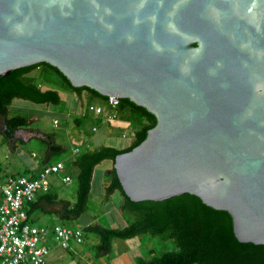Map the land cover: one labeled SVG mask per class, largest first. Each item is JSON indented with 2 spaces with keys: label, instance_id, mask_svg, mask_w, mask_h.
I'll return each instance as SVG.
<instances>
[{
  "label": "water",
  "instance_id": "obj_1",
  "mask_svg": "<svg viewBox=\"0 0 264 264\" xmlns=\"http://www.w3.org/2000/svg\"><path fill=\"white\" fill-rule=\"evenodd\" d=\"M41 63L154 116L112 165L131 202L193 195L264 245V0H0V78Z\"/></svg>",
  "mask_w": 264,
  "mask_h": 264
},
{
  "label": "trees",
  "instance_id": "obj_2",
  "mask_svg": "<svg viewBox=\"0 0 264 264\" xmlns=\"http://www.w3.org/2000/svg\"><path fill=\"white\" fill-rule=\"evenodd\" d=\"M37 69L39 71L36 76L30 75ZM47 85H57L79 97H90L103 102L107 99L86 87L73 88L57 69L45 63L17 69L11 71L7 77L0 78L2 143L10 152H15L18 141H25L15 138V134L20 130H30L32 135L29 138L36 137L44 145L42 160L37 162L34 170L27 172V175L32 176L50 164L52 155L64 152L65 148L56 142L54 134H44L32 129L31 117L9 116L8 107L15 99L37 105L58 104L59 92ZM79 122V119L74 121L75 124ZM155 123L154 116L144 108L134 105L128 99H120L117 120L110 124V128L130 130L133 136L130 144L122 148L102 145L83 153H79L77 149V153L73 154L67 163L62 162L64 165L62 171H65L63 176L68 175L70 182L72 179L76 181L74 201L71 203L59 199L57 190L51 185L48 191L39 194L34 202L25 207L28 221L30 223L35 221L32 216L36 213L55 216L62 226L64 223L79 219L88 208L94 168L104 160H110L113 165L115 157L138 146ZM96 125L102 126L99 121H96ZM1 172L0 167V185L8 177L25 176ZM106 174L108 183L104 189L105 198L119 192L122 196L120 210L131 215L134 220L122 228H109L92 222L84 225L83 235L91 233L98 239L97 244L93 246L97 257L109 254L113 240H127L148 233L173 239L178 250L165 252L158 258L141 261L138 264H264V245L239 243L233 233L231 216L227 212L214 210L203 204L199 198L189 194L161 202L134 203L124 194L113 167L107 170Z\"/></svg>",
  "mask_w": 264,
  "mask_h": 264
},
{
  "label": "rangeland",
  "instance_id": "obj_3",
  "mask_svg": "<svg viewBox=\"0 0 264 264\" xmlns=\"http://www.w3.org/2000/svg\"><path fill=\"white\" fill-rule=\"evenodd\" d=\"M38 69L30 75L36 76ZM56 89L60 95V102L54 104H32L27 101L15 99L8 107L9 116L24 115L32 118L31 128L44 134H54L56 142L65 148L64 152L54 154L50 158V164L64 162L73 157V151L79 150L83 153L87 150H94L102 145L122 148L128 146L132 141L130 130H119L107 126H98L97 132H92V127H97L94 117L88 114V106L92 100L79 97L70 90L57 85H47ZM97 104L105 107L102 101ZM75 119L80 122L75 124ZM53 121L57 125H53ZM115 123V122H113ZM30 130H20L15 138L25 141H18L15 152H10L0 137V167L2 174L18 173L27 175V172L34 170L37 162L42 160L44 145L36 137H31ZM28 138V139H27ZM27 139V140H26ZM111 161L104 160L94 168L91 192L89 195L88 208L79 219L64 223L70 229H83L88 221L95 218V222L109 228H122L133 222L134 218L126 213L118 212L122 196L114 192L108 198L104 196V184L108 183L106 170L110 168ZM65 171L60 173L63 176ZM53 178V177H52ZM57 192L66 190L67 198L72 202L75 199L76 181L72 179L68 185H63L54 178L51 181ZM36 225L59 223L55 216H42L35 221ZM83 232V231H82ZM113 240L111 251L106 256L97 257L92 245L98 242L97 237L91 233L83 235V243L79 246L72 245L71 249H61L56 242L50 241V252L45 264H138L160 257L163 253L178 250L177 245L171 238H162L150 234H142L131 239L117 242ZM80 250H79V249ZM80 252L81 255L76 254Z\"/></svg>",
  "mask_w": 264,
  "mask_h": 264
},
{
  "label": "built area",
  "instance_id": "obj_4",
  "mask_svg": "<svg viewBox=\"0 0 264 264\" xmlns=\"http://www.w3.org/2000/svg\"><path fill=\"white\" fill-rule=\"evenodd\" d=\"M103 103L105 107L89 105L87 110L101 125L107 126L117 120L119 99L109 97ZM53 125L57 122L53 121ZM92 132H97V127ZM63 168L62 162L49 164L33 176L8 177L0 185V264H45L51 240L64 250L83 243L82 229L59 224L36 226L27 219L25 207L48 191L52 177H59L63 184L70 182L68 175L59 176Z\"/></svg>",
  "mask_w": 264,
  "mask_h": 264
},
{
  "label": "crops",
  "instance_id": "obj_5",
  "mask_svg": "<svg viewBox=\"0 0 264 264\" xmlns=\"http://www.w3.org/2000/svg\"><path fill=\"white\" fill-rule=\"evenodd\" d=\"M87 98H89V99H91V100L93 101L92 104H90V105H99V104H97V103L100 102V101H98V100H96V99H92V98H90V97H87ZM88 114H89V113H88ZM89 115H90V114H89ZM90 116H92V115H90ZM92 117H93V116H92ZM94 118H95V117H94ZM95 120L98 121L96 118H95ZM92 128H93V127H92ZM97 130H98V127H97ZM91 131H92V129H91ZM111 167H112V163H111L110 168H108L107 170L111 169ZM107 170H106V171H107ZM53 178H54V180H56V182H58V183H60V184H63V183H61L59 177H53ZM53 178H51V181H52ZM63 185H68V184H63ZM106 186H107V184H104V189H105ZM52 188H53V185H52ZM53 189H54V188H53ZM57 194H58V198H59V199L67 200V201H69V202L72 203V201H71L70 199L67 198L68 195H66V194H68V193L66 192V190H64V191H62V192H57ZM74 195H75V194H74ZM121 202H122V200H121ZM121 202H120V204H121ZM118 212L122 213V211L120 210V206H119ZM42 216H44V215H42V214H40V213H36V214H33L32 219H34L35 221H38V220L41 219ZM35 221L32 222L33 225H36L37 222H35ZM91 222H92V223H96L95 220H92V221L90 220V221H88L86 224H89V223H91ZM55 224H59V223H54V222H53V223H51V224L40 225V226H50V225H55ZM36 226H39V225H36ZM122 241H124V240H119V241H117V242H122ZM93 244L95 245V244H97V243L94 242ZM94 245H92V247H93ZM78 249H79V248H78ZM79 250H80V249H79ZM76 254L81 255V253H80L79 251L76 252ZM46 261H47V259H46ZM46 261H45V263H46ZM90 264H93V263H90Z\"/></svg>",
  "mask_w": 264,
  "mask_h": 264
}]
</instances>
